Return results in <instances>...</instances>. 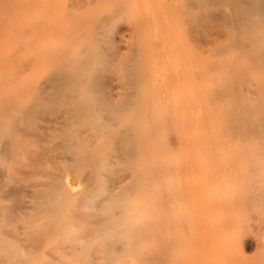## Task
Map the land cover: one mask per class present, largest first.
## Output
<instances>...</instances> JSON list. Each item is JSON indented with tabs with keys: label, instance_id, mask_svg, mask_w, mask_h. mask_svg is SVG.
Segmentation results:
<instances>
[{
	"label": "bare ground",
	"instance_id": "1",
	"mask_svg": "<svg viewBox=\"0 0 264 264\" xmlns=\"http://www.w3.org/2000/svg\"><path fill=\"white\" fill-rule=\"evenodd\" d=\"M9 2L0 264H264V0Z\"/></svg>",
	"mask_w": 264,
	"mask_h": 264
},
{
	"label": "rangeland",
	"instance_id": "2",
	"mask_svg": "<svg viewBox=\"0 0 264 264\" xmlns=\"http://www.w3.org/2000/svg\"><path fill=\"white\" fill-rule=\"evenodd\" d=\"M6 2L10 3L9 0H2V1L0 2V10H1L2 8H4ZM13 9H14V8H13ZM17 12H19V11H17ZM248 253H249V254H252V253H254V250H248Z\"/></svg>",
	"mask_w": 264,
	"mask_h": 264
}]
</instances>
